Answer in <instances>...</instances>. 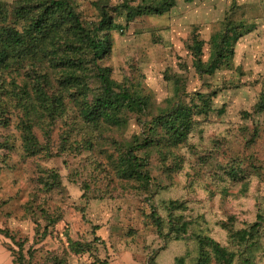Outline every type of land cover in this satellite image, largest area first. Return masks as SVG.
I'll return each instance as SVG.
<instances>
[{
	"label": "rangeland",
	"instance_id": "1",
	"mask_svg": "<svg viewBox=\"0 0 264 264\" xmlns=\"http://www.w3.org/2000/svg\"><path fill=\"white\" fill-rule=\"evenodd\" d=\"M98 1L74 0L88 26L100 17ZM105 1L113 24L102 33L112 47L98 64L107 67L120 86L147 95L143 120L165 108L171 97L199 103L198 93L212 95V110L196 117L187 142L172 154L162 158L152 152L147 191L116 171L121 148L144 128L134 114L125 115L121 126L94 127L82 119L79 99L68 96L65 111L49 124V137L44 132L48 118L35 122L33 132L42 148L28 153L20 130L24 110L12 102L7 121L0 122V228L9 236L0 235L13 255L21 243L30 264H89L95 258L119 264H194L198 236L236 250L234 231L251 224L259 211L264 214V111L243 114L252 112L264 75V0H176L163 14L129 22L118 6L121 0ZM228 19L243 23L232 66L200 75L188 49L193 34L204 40L206 59L211 36L221 32ZM33 75L27 61L2 71L0 81L7 85L14 79L31 92ZM90 79L89 101L100 91ZM28 116L37 119L34 111ZM65 134L71 144L60 150ZM231 163L252 171L244 179L246 185L242 177L228 173ZM51 171L58 178L47 186ZM170 200L183 205L175 215L192 221L186 238H162L152 220L155 209L167 228ZM260 234L262 248L254 264H264V223ZM68 239L92 241L91 252L74 253ZM205 249L210 251L205 264H223ZM231 264H238L237 259Z\"/></svg>",
	"mask_w": 264,
	"mask_h": 264
},
{
	"label": "trees",
	"instance_id": "2",
	"mask_svg": "<svg viewBox=\"0 0 264 264\" xmlns=\"http://www.w3.org/2000/svg\"><path fill=\"white\" fill-rule=\"evenodd\" d=\"M132 1L136 0H121L118 5L125 12L126 22L142 15L163 14L176 3V0H138L131 4ZM96 5L100 17L88 26L81 19L74 0H0V73L20 67L27 61L34 73L31 92L27 87L19 86L14 79L7 85L0 81V122L7 121L8 105L13 102L14 106H20L24 110V118L20 121L23 147L28 153H35L42 148L33 132L35 122L41 123L48 118L44 122V132L49 137V124L65 111V98L68 96L79 99L82 119L94 127L101 123L121 126L126 122L125 115L132 113L144 122V128L131 143L121 148L116 171L120 178L134 181L148 191L152 181L147 169L150 155L155 151L165 158V155L172 154L174 148L185 144L197 123L196 117L207 115L212 110V95L198 93L199 103H185L180 99L172 101L171 97L165 108L144 121L149 106L147 95L120 86L111 78L109 69L98 64V60L108 55L112 47L111 39L102 32L112 26L113 18L106 10L105 0H99ZM242 34L243 23L228 19L222 31L211 36L206 59H203L204 40L193 34L188 49L195 71L200 75H212L219 69L231 68L234 45ZM46 64L47 70L44 71ZM90 78L98 83L100 91L89 101L87 96L92 92ZM176 90L173 94H177ZM34 100L41 110L35 106ZM32 111L37 113L36 120L28 116ZM263 111L264 75L252 112L243 111V114L251 116ZM61 139L60 150L65 148V144L70 146L68 135H61ZM228 170L232 176L242 177L243 185L248 182L244 179L252 173L240 163H231ZM57 178V173L51 171L45 183L52 186ZM182 207V203L176 200L169 201L167 228L155 209L152 211V220L162 238H186L192 221L173 213ZM263 223L261 210L251 224L236 229L232 239L237 249L232 251L212 239L198 236L199 255L194 264H205L210 258L206 247L223 264H231L235 259L238 264H254L262 248L260 228ZM0 233L9 236L1 228ZM68 245L74 253L91 252L92 241L68 239ZM17 246V255H13L15 264H30L25 261L23 245L17 243ZM179 262L184 263V259L181 257ZM89 264H108V260L95 258Z\"/></svg>",
	"mask_w": 264,
	"mask_h": 264
},
{
	"label": "crops",
	"instance_id": "3",
	"mask_svg": "<svg viewBox=\"0 0 264 264\" xmlns=\"http://www.w3.org/2000/svg\"><path fill=\"white\" fill-rule=\"evenodd\" d=\"M0 264H15L14 256L11 250L6 246L5 239L0 235ZM108 264H119L116 261H110Z\"/></svg>",
	"mask_w": 264,
	"mask_h": 264
}]
</instances>
